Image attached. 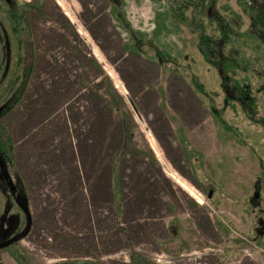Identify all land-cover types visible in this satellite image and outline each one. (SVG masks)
Masks as SVG:
<instances>
[{"label":"rangeland","instance_id":"rangeland-1","mask_svg":"<svg viewBox=\"0 0 264 264\" xmlns=\"http://www.w3.org/2000/svg\"><path fill=\"white\" fill-rule=\"evenodd\" d=\"M17 1L30 5L34 67L19 104L0 116L16 161L12 192L32 219L16 249L27 261L16 264H264V127L225 105L217 68L169 2ZM1 3L11 53L0 40V105L18 59ZM223 4L242 17L238 48L264 118L263 44L246 36L238 1L220 0L228 17ZM132 32L157 47L136 49ZM158 49L170 56L162 64ZM0 190L1 208L12 195L1 177Z\"/></svg>","mask_w":264,"mask_h":264},{"label":"trees","instance_id":"trees-1","mask_svg":"<svg viewBox=\"0 0 264 264\" xmlns=\"http://www.w3.org/2000/svg\"><path fill=\"white\" fill-rule=\"evenodd\" d=\"M10 1V0H9ZM1 0L2 11L11 26L10 32L16 41L17 56L15 77L9 81L6 95L0 105V116L15 108L21 101L34 67V46L32 35L27 24L26 13L29 4H20L17 0ZM121 0H111L115 7H119ZM175 18L187 24L198 36V45L203 60L211 67L218 70L221 80V89L225 94V105L229 102L240 104L250 118L251 122L264 127V118L259 112L257 98L253 95L249 77L245 75L252 72L251 60L240 56L238 43L241 36V16L236 15L229 5L223 4L229 11V16L223 15L218 4L220 0H167ZM249 19V29L245 32L251 39L261 40L264 48V0H237ZM190 10L191 18L186 16ZM233 14V16L231 14ZM127 30L128 24L124 26ZM135 41L136 49H141L148 44L151 49L157 46L153 42L139 39L134 32L130 33ZM238 39V40H237ZM0 40L4 44L6 54L11 53V39L2 22L0 21ZM236 47V48H234ZM157 60L162 64V58L170 56L166 51L155 50ZM10 63L6 61L5 70L8 71ZM190 68V66H189ZM239 71V72H238ZM244 74V77H240ZM195 85L202 89V84L194 77ZM203 90V89H202ZM201 90V91H202ZM234 101H233V100ZM222 112L213 109L215 119L226 125ZM253 120V121H252ZM241 141V140H240ZM10 144V142H9ZM11 144L5 145L0 140V152L9 161L11 157ZM14 256L24 263L27 261L22 250H16ZM60 264H94V263H60Z\"/></svg>","mask_w":264,"mask_h":264},{"label":"flooded vegetation","instance_id":"flooded-vegetation-1","mask_svg":"<svg viewBox=\"0 0 264 264\" xmlns=\"http://www.w3.org/2000/svg\"><path fill=\"white\" fill-rule=\"evenodd\" d=\"M1 164H3V168ZM11 171H13L15 174L16 161H11V158L9 159V161H7L3 155L2 156L0 155V177H1V180L4 182V184L12 192L11 186L7 183L4 177V173H6L14 181ZM14 194L15 192H12V195L9 196L11 198L9 202H8V199L4 200V203H6L5 207L4 205H2L0 208V245H2V247L0 248V251H4V250L10 251V257L13 259L14 263L16 264L17 262H16V257L14 256V252L17 249V243L20 241V240L18 241V239H20V237H22L23 239H26L32 233V227H30L29 232H27L28 219L30 218L31 220L30 223H32V219H31V215H27L24 209H22L21 206H19L20 204H23V203H20L16 199ZM1 195H2V192L0 190V196ZM9 203L11 204L8 207ZM16 205H18L23 210V214L25 215V223H24L25 227H23L24 231L22 230L20 233L17 232ZM7 216L9 217L8 218L9 228L5 223H1V221L6 222ZM0 264H5L4 260L2 259L1 254H0Z\"/></svg>","mask_w":264,"mask_h":264},{"label":"water","instance_id":"water-1","mask_svg":"<svg viewBox=\"0 0 264 264\" xmlns=\"http://www.w3.org/2000/svg\"><path fill=\"white\" fill-rule=\"evenodd\" d=\"M1 166H2V168H3V164H1ZM4 177H5V180L7 181V183L11 186L12 191H15V190H16V186L14 185L12 179H11L6 173H4ZM212 195H213V193L211 192V193L209 194V197L211 198ZM20 206H21L22 209H24V211H25V213H26L27 215H30V211H29L28 207H26V206L23 205V204H20ZM30 221H31V220H30V218H29V219H28L27 232L30 230ZM1 247H2V245H0V248H1Z\"/></svg>","mask_w":264,"mask_h":264},{"label":"bare ground","instance_id":"bare-ground-1","mask_svg":"<svg viewBox=\"0 0 264 264\" xmlns=\"http://www.w3.org/2000/svg\"><path fill=\"white\" fill-rule=\"evenodd\" d=\"M132 76V75H131ZM128 77V76H127ZM142 78V77H141ZM134 79H135V77H134ZM128 80V79H127ZM130 81H131V79H130ZM138 81V80H137ZM129 82V81H128ZM135 82V81H134ZM132 85H134V84H132ZM135 85H136V83H135ZM185 108V107H184Z\"/></svg>","mask_w":264,"mask_h":264}]
</instances>
